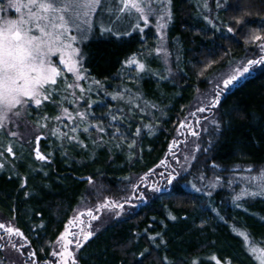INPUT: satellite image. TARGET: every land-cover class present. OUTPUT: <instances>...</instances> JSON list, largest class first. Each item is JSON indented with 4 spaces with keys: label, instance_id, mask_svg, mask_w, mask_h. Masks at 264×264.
Here are the masks:
<instances>
[{
    "label": "trees",
    "instance_id": "obj_1",
    "mask_svg": "<svg viewBox=\"0 0 264 264\" xmlns=\"http://www.w3.org/2000/svg\"><path fill=\"white\" fill-rule=\"evenodd\" d=\"M195 1L171 0V19L165 34L168 43L177 44L179 49L178 67L173 69V75L168 79V83L172 84L169 86L164 82L156 89V79L149 75L143 78L140 85L145 98L160 99V105L166 106V118L161 120L158 132L146 128V124L139 125L141 130L146 128L155 134L145 143L137 139L139 145L132 159H126L124 154H108L104 149L81 155L69 148L61 154L54 153L47 163H37L31 159L30 148H27L19 158L20 163L0 170V214L16 220L18 228L27 238H20V243L29 245L25 253H36L31 259L27 254L23 255V262L55 263L49 254V244L63 233L73 213L87 200L89 178L100 181L119 196L124 192V184L140 176L151 179V185L142 183L144 189L151 193L150 197L141 192L145 199L135 201L139 207L134 205L127 213L129 216L125 215L94 233L75 252L77 264H188L210 253L219 258L230 257L236 263L240 258L244 263L249 259L243 253L239 236L232 233L225 223H214L210 217L214 211L209 206L208 210L203 206L205 217L197 214L203 204V195L184 189L182 184L191 176L201 175L204 179L207 174L222 168L264 165V66L231 86L220 97L218 107L211 108L215 119L210 127L212 139L204 141L201 154L197 157L200 171L195 173L196 162L190 164L168 191L167 188L162 191L164 179L151 178L149 174L158 163L166 160L167 144L172 142L175 146L177 139H174V133L179 121L191 131V134H186L181 129L186 136L178 138L179 146L193 131L198 133L194 135L198 140L203 137L202 124L207 112L194 111L190 101L198 90L205 87L210 70L225 63L230 56L243 53L245 46L256 44L257 41L252 43L251 40L254 34L264 37V0H220L222 6L216 9L212 0H206L207 8L204 7L200 19H196L201 14L198 15L200 12ZM216 13L218 20L214 18ZM237 19L241 23L237 24ZM229 27L233 32L227 31ZM144 32L93 35L84 46L83 65L88 74L98 81H114V76L126 60L142 52L145 46H152L148 41L151 36ZM159 91L164 96H155ZM202 106L205 104L199 107ZM27 111L31 113L28 116L33 123L38 115L48 114L51 117L52 110L43 105L38 110L29 108ZM43 143L46 141L43 140ZM167 165V169L173 167L168 162ZM127 172L132 179L128 178L129 175L126 177ZM85 176H88L87 181L83 180ZM154 187L159 191H154L152 195ZM216 196L217 193L213 199ZM259 203L263 205H240L244 206L241 212L257 209L254 211L258 214L257 218H241V213L237 212L233 217L238 218L236 226H246L253 235L252 239H261V244H264V199H260ZM123 205L122 209H125L126 203ZM226 209L229 210L227 205L226 208L219 207L218 211L226 216ZM70 232L74 231L70 229Z\"/></svg>",
    "mask_w": 264,
    "mask_h": 264
},
{
    "label": "rangeland",
    "instance_id": "obj_2",
    "mask_svg": "<svg viewBox=\"0 0 264 264\" xmlns=\"http://www.w3.org/2000/svg\"><path fill=\"white\" fill-rule=\"evenodd\" d=\"M222 1V0H221ZM196 8L198 9V15L201 14V12L204 9V5L206 3V0H196ZM222 3V2H221ZM212 5H214L215 9L219 8L217 7V0H212ZM168 8L170 10V5H168ZM113 13H100L96 17L94 21V27L92 32L89 34L88 39H86L81 45V50L83 52V59H82V67L83 60L85 58L84 55V46L85 43H87L89 40H91L93 35H102L105 34L106 31H103L102 29L104 27L112 28V32L114 34H119V32H125L129 34L130 32L140 31V29L135 27L136 23H139L141 25V28H143V31H140L141 33L145 34L144 31H147V34H149L151 37H149V42L152 44V46L149 48V46H145L143 51L139 54L135 55V57L142 62H145L148 68V71H146L144 74H138L133 70V68L126 67L125 62L119 69V71L116 73V76H114V81L107 82L104 80H100V84H96L94 81H98L93 79L88 72H83L82 74L85 75V79L83 81H80V84L82 87H84L86 90L90 89V91H86L83 94V99L78 100L76 104H69L65 102V107H68L70 111L75 112V110L84 111L87 112L89 123L92 124H98L103 123V126L107 129V131L103 134L95 131V129H90L89 133H83L82 131L77 132L75 135L77 140L83 141L87 147H81L79 143L76 141H70L68 139H58L57 136H53L49 129L56 128L59 133L69 132V128L65 127V125H70V122L67 120H61V121H55V120H49L47 123L49 124V128L41 130L40 128L36 127L34 125V122L32 123V120L29 119L28 114H23L19 118H13L16 123L22 125L23 128H20L16 123H9L8 128L14 131H17L20 135L13 138H9L6 135H3V133L0 131V140L3 141V144H9L11 143L13 146V151L16 154L15 157H12L5 154V157H0V162L5 163L6 167L9 168L14 167L15 164L20 163V157L21 154L26 153L27 148H30V156L31 159L34 160V162H39L34 158V149L36 147H39L41 152L43 154H51L49 158H51L54 153L58 152L59 154L63 153L66 149L73 148V150H76V152H79V154H92L94 151L99 149H104L108 154H112V152L116 156H120L124 154L126 156V159L130 160L132 159L133 153L134 155L137 153V147L139 143H137V139L139 138L140 143L143 141V143L146 142V140L152 139L153 135L155 133L149 132L146 128L154 129L155 131H159L161 120H165L166 118V106L163 107L160 105V99H148L145 98V96L142 94V91L140 89V85L143 81V78L146 76H153L156 79V89L159 88V85H161L164 82H169L168 79L171 75H173V69L178 67L179 63V54H178V45L174 43H168V39L166 37V28L168 27V24L170 20H166V27L163 29H159L156 24V17L151 16L149 18V23L145 25L143 21H139L135 19L134 17H130L129 19H123L118 17H121L122 14L119 12H115L113 10ZM217 12V11H215ZM200 16L196 19H200ZM214 18L216 20L219 19V15L216 13L214 15ZM264 22V21H263ZM97 31V33L93 34L94 31ZM146 34V35H147ZM145 36V35H144ZM163 36L164 39L161 41L160 37ZM146 37V36H145ZM147 40V38H145ZM252 40V39H251ZM147 43V42H146ZM253 43V42H252ZM261 43H264V40L257 41L256 44L247 47L245 46L244 52L235 56H230L225 63L218 67H214L212 70H210L205 87L202 90H198V92L194 95V98L190 101L192 103V106L194 107V111H196L199 106L202 104H205L207 107L210 101L214 98V94L216 91H220V89H217L215 85L218 82H222L221 78H227V75L234 72L237 67H240L244 64H246L247 60L249 59H258L261 55H264V53L261 52L260 48H257ZM163 46L164 51L157 54L156 48ZM255 51V52H254ZM58 59V58H54ZM264 64H258L253 66L250 69L249 74H245V76L250 75L257 71L258 69L262 68ZM62 67V66H61ZM63 75L67 77L68 83H74L75 77L71 73H67L66 71L63 72ZM244 76V77H245ZM242 79V78H241ZM112 80V79H111ZM237 83V82H236ZM169 86L172 83H168ZM235 84V83H234ZM231 86L228 88L230 89ZM227 89V90H228ZM127 90V91H125ZM224 90L221 92L220 97L225 93ZM77 92V96H80L79 90H75ZM158 91V90H157ZM120 92L124 99H112V95ZM62 94L63 88H62ZM158 94L160 96V91L155 94V96L158 97ZM161 96H164L161 94ZM164 98V97H162ZM69 100H72L73 97L69 96ZM131 101V103H129ZM207 102V103H206ZM91 104V108L88 107V104ZM47 109H51V117H54L58 114H60V110L57 105L52 103H45ZM44 105V106H45ZM139 105V106H137ZM197 105V106H195ZM203 107V106H202ZM42 108V107H41ZM123 111H119V110ZM193 109V108H192ZM191 110V109H190ZM205 120L202 124L203 128V137L198 140L197 137L194 135H189V138L181 144L178 145V138H181L183 135L182 130L186 133L189 130L188 127L183 126L181 127V121H179L178 127L175 130L174 133V139H177V142L175 146L174 143H168L167 144V150L166 153H168V156H166V165L167 162L170 163L173 167L167 169L166 166L161 165L158 163L153 171H149V174L152 176L160 177L161 179H164V182L166 183V179L164 176H161L160 173H167L172 170V168H176L178 171H180V176L184 175V173L187 171V169L190 167V164H193L196 162V172L200 171V162H197L199 159L197 157L201 154L202 146L204 145V141H210L212 138L211 134V126L214 123V118L211 113V108H209L206 111ZM49 113V114H50ZM48 115V114H47ZM113 115H116L118 117L117 120L113 121L111 117ZM49 116V115H48ZM42 116L38 115L36 116V119H40ZM50 117V116H49ZM43 123L44 121L41 120ZM202 122V121H201ZM145 125L146 128L141 130L140 136L133 135L136 131V129L139 127V125ZM184 124V123H183ZM116 128H119L126 136L125 140H117L113 139L111 137V133L115 131ZM182 129V130H181ZM5 134V133H4ZM39 134L42 136V139L37 144L35 140V135ZM143 135V137H142ZM101 136H103V142L100 141ZM184 136V135H183ZM43 140L46 141V143H43ZM93 140L96 141V143H93ZM133 140H135V146L133 148H129L128 144L131 143ZM120 144V147H116V144ZM45 145V147H43ZM179 146V147H178ZM43 147V148H42ZM0 150H3V145H0ZM175 154V155H173ZM124 156V159H125ZM187 157V159H185ZM176 158H179L180 164H176L175 160ZM125 159V160H126ZM164 160V159H163ZM183 166V168H181ZM5 167V168H6ZM186 169V171H184ZM248 169H252V172L247 171ZM264 169V165L260 167H248V166H234L229 168H222L218 169L215 172H211L210 174H207V176L203 179L201 175L194 176L192 178L189 177V179L185 180L186 182L183 183L184 189H187L189 191L200 193L203 195V204L197 210V214L201 217H205V211L203 210V206L205 209L208 210V206L210 210H213L214 212L210 217L213 219L214 223L217 225H221L225 223V225H228L230 229H232V233L239 236L241 239V246L243 253L246 257L249 256V259L247 258L246 263L243 262V259L240 258L237 263L239 264H259V260L257 257L260 255V250L264 248V244H261V239L253 240V235H251L250 231L246 226H236L239 224L238 218L233 217L235 215L234 213H241L239 215L241 218L245 217H255L257 218L258 214L256 211L257 209H251V212H241L243 210L244 206L240 205H246L250 204L252 205H263V203H259L260 199H264V195L259 196H249V195H241L240 200H236L235 197L238 194L242 193L243 189H248V191H255L256 185L255 183H249V181L243 179L244 177H250V176H256L259 174V172ZM152 170V169H151ZM212 169L208 170L211 171ZM126 172V170H124ZM126 177L129 175L125 174ZM147 175V174H146ZM132 175H129L128 178H131ZM178 176L177 178H179ZM139 177V176H138ZM197 177V178H196ZM136 178V177H135ZM137 180L133 182H129L128 184H124V192L120 194L119 196L116 195L115 190L107 189L102 185L100 181H92V183H88V190H87V200L83 201L79 208L76 210L75 214L73 213V216L70 218V220L76 219V223L72 226H69V230L76 232H79L80 228L87 229V225L89 222H91L92 229L94 233H98L101 230L105 229L107 226L112 224L113 222H116L117 220L121 219L123 216L127 215L128 212H131L134 205L138 208V203L135 201H138V197L140 193L143 194L146 193L150 197L151 193L146 191L144 189V184L151 185V179L148 177L140 176L139 178H136ZM83 180L87 181L88 176L83 177ZM231 181V183H229ZM176 183L173 181V184ZM133 185H139L138 189H135ZM193 185H195L196 188H199L200 191L197 192ZM154 191L152 192L153 195ZM208 193H211L209 195ZM217 193V196L213 199V195ZM108 198V201H112L115 204H123L126 203L125 209L118 208V207H110L108 209H102L100 212H96V208L99 204L105 202ZM112 198V199H111ZM219 200V201H218ZM218 201V203H217ZM217 205H216V203ZM219 204V206H218ZM229 207V210L226 209V216L221 214L218 209ZM213 207V209L211 208ZM132 208V209H131ZM88 209L93 210L94 214L99 216L98 220L92 221L91 217L87 216L86 212ZM228 210V211H227ZM248 210V208H247ZM223 211V210H222ZM80 213H84L83 216H80ZM129 216V215H127ZM82 217V218H81ZM124 218V217H123ZM80 221H83L81 223ZM0 223H5L7 225H11L13 227L18 228L16 224V220L11 217H8L7 215H1L0 214ZM237 223V224H235ZM245 233L248 235V240L245 241L243 236L239 235V233ZM252 232V231H251ZM0 235H3L2 230H0ZM59 237V236H58ZM58 237H56L50 244H49V254L53 251L59 250V242ZM156 237V236H155ZM160 238V236H159ZM13 241L20 243L21 239L19 237H13ZM154 240V239H152ZM264 241V239H262ZM4 243V242H0ZM74 247V245H73ZM76 252V251H75ZM213 255H216L214 253H210L207 256L195 258L193 260L197 261V264H215V261L211 259ZM52 256V255H51ZM24 256L20 255L18 252L13 250L11 247L5 248L4 251H0V262L2 264H23ZM217 257V255H216ZM221 260V264H237L236 261H234L230 257H223L219 258ZM55 260L54 264H57L58 257H53ZM192 260V261H193ZM192 261H190L188 264H192Z\"/></svg>",
    "mask_w": 264,
    "mask_h": 264
},
{
    "label": "snow or ice",
    "instance_id": "obj_3",
    "mask_svg": "<svg viewBox=\"0 0 264 264\" xmlns=\"http://www.w3.org/2000/svg\"><path fill=\"white\" fill-rule=\"evenodd\" d=\"M170 3L171 0H0V131H3L6 136L17 137L20 135L17 131L8 129L9 123H16L13 118H19L23 114L30 115L31 113L27 111L29 108L35 111L48 102L57 105L60 114L54 117L44 114L40 119L34 121V125L43 130L49 128L47 123L49 120H67L71 125H65L69 128V132L61 134L53 127L49 129L51 134L57 136L58 139L66 138L70 141H76L81 147H87L83 141L77 140L75 135L69 133L75 134L80 131L89 133L90 129H95V131L103 134L107 129L102 122L98 124L89 123L87 112L78 109L73 112L64 105L65 102L76 104L78 100L83 99V94L86 91H90V89L86 90L80 84V81L86 78L82 74L86 72V69L82 67L83 52L80 45L88 39L93 30L96 17L100 13L114 14V10L122 14L118 19L134 17L147 25L149 18L155 16L159 30L166 27V20L171 19V12L168 8ZM221 6L220 0H217V7ZM204 7L207 8V4ZM236 23H241V20L237 19ZM135 27L143 31L139 23H136ZM102 30L106 32L113 31L112 28L107 27ZM227 31L231 33L233 29L229 27ZM160 39L163 41L164 37L161 36ZM251 39L255 43L264 40V37L254 34ZM259 48L264 53V43H261ZM163 51L162 45L156 48L157 54ZM258 64H264V55H261L258 59L247 60L246 64L237 67L234 72L227 75V78L222 77V82L215 85L220 91L215 92L214 98L207 108L199 107L197 111L204 113L209 108H217L220 103L221 92L227 90L230 86H234V83L239 82L245 74L250 73L253 66ZM125 66L133 68L138 74H144L148 71L146 63L135 56L126 60ZM64 71L75 77L74 83H68L67 77L63 75ZM94 82L100 84V81ZM62 88L64 94H62ZM76 89L79 90V97L75 91ZM69 96L73 99L69 100ZM112 99L123 100L124 96L117 92L112 95ZM88 107L91 108L90 103ZM111 119L115 121L118 117L113 115ZM41 120L44 122L42 123ZM183 126L182 122L181 127ZM140 132L141 129L138 127L133 135L139 136ZM110 135L113 139H126L125 134L119 128H116ZM192 135H198V133L193 131ZM41 139V135H35L37 144ZM100 141L103 142V136H101ZM93 143H96V141L93 140ZM135 143V140H133L128 144V147L133 148ZM0 145H3V150H0V157H5L6 153L15 157L16 154L11 143L4 145L3 141L0 140ZM116 147H120V144H116ZM34 151L37 161L49 162L50 153L43 154L39 147H36ZM175 163L180 164L179 158H176ZM160 164L168 166L163 160ZM5 167V163L0 162V170ZM247 171L252 172V169ZM160 175L165 177L168 184H171L180 176V171L172 168L170 172H162ZM243 179L249 181L250 184L255 183L257 190L249 192L248 189H243L242 193L235 197L236 200H240L241 195L244 194L253 197L264 195V169L256 176L244 177ZM88 182L92 183L91 178ZM133 187L138 189L139 185H133ZM193 188L197 192L200 191L195 185H193ZM152 191H159V188L154 187ZM208 194L211 195V193ZM138 198L140 200L145 199L142 194ZM110 207L123 208L124 205L106 200L97 206L96 212ZM86 214L91 217L92 221L99 219V216L94 214L91 209H88ZM83 215L84 213H80V216ZM170 218L176 219L174 216H170ZM76 219L70 220L68 225L65 226L63 233L58 237L59 250L51 253L53 257H58L57 264H77L75 251L81 249L84 243L94 235V231L91 230V222L87 225L88 230L80 228L78 233L70 232L69 226L74 225ZM80 222L83 223V221ZM0 230L3 232V235H0V242L6 241L0 243V251L11 247L22 256L27 254L30 259L35 257L36 253L34 251L25 253L24 250L29 247L27 243L13 241V237H19L22 240L27 239L19 228L0 223ZM239 235L243 236L245 241L248 240L247 234L241 232ZM150 239H155V237H150ZM211 259L215 261V264H221V260L215 255ZM257 259L259 264H264V248L260 250ZM23 264H28V262L24 261ZM32 264H35V260ZM192 264H197V261L193 260Z\"/></svg>",
    "mask_w": 264,
    "mask_h": 264
},
{
    "label": "flooded vegetation",
    "instance_id": "obj_4",
    "mask_svg": "<svg viewBox=\"0 0 264 264\" xmlns=\"http://www.w3.org/2000/svg\"><path fill=\"white\" fill-rule=\"evenodd\" d=\"M203 107H206V106H203ZM190 132L191 131L188 130L186 134H191ZM186 134H183V135L186 136ZM171 184H168L167 181H166L165 185L162 186V191H165L166 188H167L166 191H168L169 190L168 188H171Z\"/></svg>",
    "mask_w": 264,
    "mask_h": 264
}]
</instances>
